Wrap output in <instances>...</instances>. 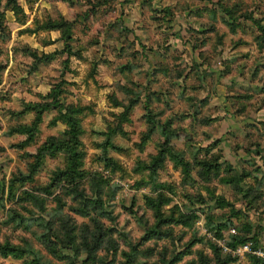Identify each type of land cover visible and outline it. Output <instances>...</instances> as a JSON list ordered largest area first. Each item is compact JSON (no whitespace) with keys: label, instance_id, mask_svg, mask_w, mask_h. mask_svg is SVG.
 Returning a JSON list of instances; mask_svg holds the SVG:
<instances>
[{"label":"rangeland","instance_id":"obj_1","mask_svg":"<svg viewBox=\"0 0 264 264\" xmlns=\"http://www.w3.org/2000/svg\"><path fill=\"white\" fill-rule=\"evenodd\" d=\"M0 264H264V0H0Z\"/></svg>","mask_w":264,"mask_h":264},{"label":"trees","instance_id":"obj_2","mask_svg":"<svg viewBox=\"0 0 264 264\" xmlns=\"http://www.w3.org/2000/svg\"><path fill=\"white\" fill-rule=\"evenodd\" d=\"M70 25H71V22H69V21H67V20H64V21H62V22H57V21H55V20H51V21H49V22H47L46 23V27H49V28H60V29H62L63 30V33H64V29H63V27L64 26H66L67 27V30L69 31L70 29ZM53 93H51L52 95H53V97H54V99L56 100L54 103L56 104V103H58L59 102V100H58V95H59V90L57 89V88H54L53 89V91H52ZM54 103H52V102H48V101H46V102H37V103H34V105L35 106H37L38 108H35L36 109V112H37V115H36V117H35V123H37V122H39L40 120H41V115L44 113V111L45 110H47L50 106H52V105H54ZM60 117V116H59ZM64 118L67 120V122L69 123V126H70V129H69V131L71 132V136H70V143H72L73 145L72 146H75L78 142H79V139H78V134H79V127H78V120H77V118H75L72 114H70L69 112H66L65 114H64ZM64 118H63V120H64ZM128 119V117H127V114H126V112H122V114H121V120H127ZM31 127V126H30ZM68 132V131H67ZM164 150H165V148H161L160 149V151H159V153L157 154V155H155L154 156V159H156L155 161H157L158 160V158H162L164 155ZM75 153H77V152H75ZM172 153H173V151H172ZM175 155L176 156H178V154H176L175 153ZM179 158V161L180 162H183V163H185V164H187V162H184V159L183 158H181V156H178ZM72 159H73V162L71 161V163H72V166H70V167H68L67 169H61L60 170V173H57V176H61L63 173H75V172H77V169L75 168L76 167V165L79 163L75 158H74V155L72 156ZM104 159H105V161L107 162V163H111V164H118L112 157H110V156H105L104 157ZM63 171V172H62ZM154 171H155V169L153 168V172H152V174H151V179H153V177H154V175H155V173H154ZM79 172V171H78ZM143 183H145V180H143V179H140V180H137V184H139V185H141V184H143ZM163 198H164V196H163V194H162V192H159V194L156 196V197H151V198H149L150 199V201L152 202V204L154 205V207L156 208V212H157V214H158V216L160 217V218H158V220H157V223L156 224H158L159 223V221L161 222V221H165V218H163V217H161V215H160V207H161V205H162V203H163ZM219 201H221V203H223L222 201L223 200H219ZM163 218V219H162ZM34 218L33 217H26V216H20V218H19V220H18V223L19 224H22V222L24 221V220H27L28 221V223L27 224H25V225H30L31 224V221L33 220ZM162 219V220H161ZM166 219H169V217H166ZM155 229H157V228H152L151 230L154 232V230ZM152 232V233H153ZM152 233H150V234H152ZM150 234H148V235H150ZM4 247V252L7 254V253H10L9 251H15V252H18L19 251V248H17V247H12V246H10V245H4L3 246ZM181 258V255L180 256H177V260H179Z\"/></svg>","mask_w":264,"mask_h":264},{"label":"built area","instance_id":"obj_3","mask_svg":"<svg viewBox=\"0 0 264 264\" xmlns=\"http://www.w3.org/2000/svg\"><path fill=\"white\" fill-rule=\"evenodd\" d=\"M249 247H250V244H248V243L243 245V248L246 249V250H248ZM226 248H227V246H226Z\"/></svg>","mask_w":264,"mask_h":264},{"label":"crops","instance_id":"obj_4","mask_svg":"<svg viewBox=\"0 0 264 264\" xmlns=\"http://www.w3.org/2000/svg\"><path fill=\"white\" fill-rule=\"evenodd\" d=\"M77 3V2H76ZM62 5V4H61Z\"/></svg>","mask_w":264,"mask_h":264}]
</instances>
